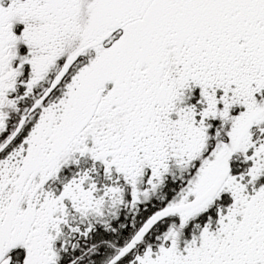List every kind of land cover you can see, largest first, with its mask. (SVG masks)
Listing matches in <instances>:
<instances>
[{
    "label": "snow or ice",
    "instance_id": "snow-or-ice-1",
    "mask_svg": "<svg viewBox=\"0 0 264 264\" xmlns=\"http://www.w3.org/2000/svg\"><path fill=\"white\" fill-rule=\"evenodd\" d=\"M0 264H264V0H0Z\"/></svg>",
    "mask_w": 264,
    "mask_h": 264
}]
</instances>
